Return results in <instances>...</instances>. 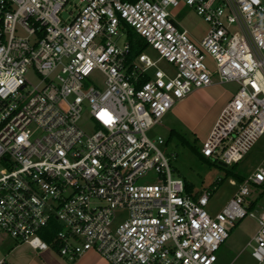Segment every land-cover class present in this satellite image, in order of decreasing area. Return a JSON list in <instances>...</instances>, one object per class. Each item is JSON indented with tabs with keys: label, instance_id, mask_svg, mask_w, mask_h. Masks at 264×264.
Returning a JSON list of instances; mask_svg holds the SVG:
<instances>
[{
	"label": "built area",
	"instance_id": "2783aa9c",
	"mask_svg": "<svg viewBox=\"0 0 264 264\" xmlns=\"http://www.w3.org/2000/svg\"><path fill=\"white\" fill-rule=\"evenodd\" d=\"M180 6L209 24L202 40L170 12ZM128 28L157 59L132 57ZM228 83L240 89L201 154L233 166L264 136V0H0V231L73 260L93 251L106 264H215L249 216L259 224L252 257L264 264V212L248 201L264 168L211 216L215 188L189 193L165 140L147 135L194 90ZM53 221L61 230L45 241Z\"/></svg>",
	"mask_w": 264,
	"mask_h": 264
},
{
	"label": "rangeland",
	"instance_id": "374dc122",
	"mask_svg": "<svg viewBox=\"0 0 264 264\" xmlns=\"http://www.w3.org/2000/svg\"><path fill=\"white\" fill-rule=\"evenodd\" d=\"M170 12L176 17L180 27L187 29L194 40L200 41L208 33L209 24L194 8L180 6L175 9L170 8ZM65 17L66 14H63V18ZM146 53L155 59L158 58L157 52L152 48H148ZM206 64L213 72L214 80L217 81L214 62L207 59ZM160 68L172 70V66L165 61L160 63ZM104 80V76L100 73H95L91 77L94 85L100 88H103ZM239 89L236 83L216 84L209 88L196 89L181 108L169 113L161 125L147 133L152 140H157L159 137L165 140L166 143L161 149L170 160L175 176L189 183L193 189L192 193L204 192L211 189L216 182L222 181L213 191L206 208L211 216L221 212L237 191L238 180L228 176L227 171L249 176L257 168H264V136L257 141L245 159L235 166H225L209 159H201L196 152V150L201 151L223 106L235 97ZM79 125L87 134H93L95 131V123L88 113L83 114ZM172 130L185 138L189 145L182 142L181 136L170 137ZM155 178L156 174L150 172L147 180L154 183ZM248 201H256L252 209L255 215L264 212V188L252 187ZM258 229L257 218L248 216L237 221L229 238L217 252L218 260L215 264H259L252 257L253 247L249 246ZM0 257L5 258L10 264H106V261L93 251L73 260L61 256L59 250L52 246L46 251L35 250L28 243L15 240L3 231H0Z\"/></svg>",
	"mask_w": 264,
	"mask_h": 264
},
{
	"label": "trees",
	"instance_id": "16d2710c",
	"mask_svg": "<svg viewBox=\"0 0 264 264\" xmlns=\"http://www.w3.org/2000/svg\"><path fill=\"white\" fill-rule=\"evenodd\" d=\"M127 1H130V2H134L136 0H127ZM128 39H129V42H130V45H131V52H132V57H136L137 55L141 54L142 52H144L145 50H147L148 46L146 45V43L142 40V38L136 34V32H134L132 29L128 28ZM172 136H178L180 137L181 135L178 134L176 131L172 130L171 131V134H170V137ZM180 139L182 140V142L184 144H188V141L185 140V138H182V136L180 137ZM196 150V149H195ZM197 154L200 156L201 159H204V160H207L202 154H201V151L198 152L196 150ZM216 163V162H215ZM237 165V164H236ZM235 166V165H233ZM227 175L228 176H232V177H235L236 180H238V183H242L244 182V180L248 177L247 175H241V174H238V173H234L233 171H227ZM222 183V181H218L216 182L212 188H215L217 189V186L220 185ZM264 188V185L261 186ZM211 188V189H212ZM186 189L189 193H192L193 189H192V186L189 184V183H186ZM215 191V190H214ZM194 194V193H193ZM195 196H200L201 193H195L194 194ZM256 203V202H255ZM255 205V204H254ZM254 207V206H253ZM52 231L51 233L47 234L45 231L43 233H41V235L44 237L45 241H49L50 239H52L54 237V234L58 231L61 230V227L59 225L56 224V222H52ZM20 243V242H18Z\"/></svg>",
	"mask_w": 264,
	"mask_h": 264
},
{
	"label": "crops",
	"instance_id": "0c3cea01",
	"mask_svg": "<svg viewBox=\"0 0 264 264\" xmlns=\"http://www.w3.org/2000/svg\"><path fill=\"white\" fill-rule=\"evenodd\" d=\"M208 88H209V87H208ZM188 97H189V96H188ZM188 97H187V98H188ZM187 98H185V99H183V100L177 102V104L174 106V108H173L169 113H171L172 111L176 110V109L179 108V107L181 108V106L184 104V102H186V99H187ZM230 101H231V100H230ZM230 101H228V103H229ZM228 103H227V104H228ZM227 104L223 106L222 111H223L224 108L227 106ZM222 111H221V113H222ZM169 113H168V114H169ZM221 113L218 114L217 119L215 120L214 125L212 126V129L214 128V126H215V124H216L218 118L220 117ZM168 114H167V115H168ZM167 115H166V116H167ZM164 118H165V117H164ZM212 129H211V130H212ZM210 133H211V132H210ZM201 193H202V192H201ZM93 253H94V252H93Z\"/></svg>",
	"mask_w": 264,
	"mask_h": 264
}]
</instances>
